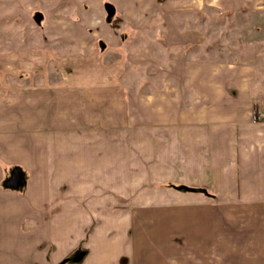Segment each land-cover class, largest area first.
I'll return each instance as SVG.
<instances>
[{"label":"crops","instance_id":"0c3cea01","mask_svg":"<svg viewBox=\"0 0 264 264\" xmlns=\"http://www.w3.org/2000/svg\"><path fill=\"white\" fill-rule=\"evenodd\" d=\"M255 12L264 0H0V264H264L258 48L231 24Z\"/></svg>","mask_w":264,"mask_h":264},{"label":"rangeland","instance_id":"374dc122","mask_svg":"<svg viewBox=\"0 0 264 264\" xmlns=\"http://www.w3.org/2000/svg\"><path fill=\"white\" fill-rule=\"evenodd\" d=\"M231 24L233 25V30L236 28L238 29L239 33L235 40L240 39V40H250L253 39L256 42L257 48H258V60H257V71H258V77H257V82L256 85L258 86L256 89L255 88V95H256V101L258 102L260 106V110L264 112V12H255L254 14H246L242 15L240 18H237L236 20L233 19L231 21ZM222 29L221 27H215L214 29H210L212 32L209 36L210 38V43L212 42V45H217L216 42L217 40V33ZM253 31V32H252ZM229 36V35H228ZM233 39V40H234ZM232 40V41H233ZM217 48V47H216ZM215 48V49H216ZM219 53L223 52L222 50L218 51ZM211 56V55H210ZM217 56H220L217 55ZM209 58V57H208ZM146 66H142V69L139 68H130L129 71L130 73H136L138 75H145L144 70ZM133 75L130 74L127 78V82L130 86H134V83L137 81L136 79L132 77ZM139 80V78H138ZM146 81V80H145ZM144 81V82H145ZM143 82V83H144ZM150 82V81H146ZM149 84V83H147ZM264 120V116L261 117V120ZM131 179H145L147 176L150 174L148 173H140L136 174V178L133 176ZM34 254L32 253L30 255V259L33 260ZM19 257V255H17Z\"/></svg>","mask_w":264,"mask_h":264},{"label":"trees","instance_id":"16d2710c","mask_svg":"<svg viewBox=\"0 0 264 264\" xmlns=\"http://www.w3.org/2000/svg\"><path fill=\"white\" fill-rule=\"evenodd\" d=\"M121 23V19H116L112 22V25L114 28H119ZM260 111H259V106L256 105L255 106V122H259L260 121ZM6 187L8 189H12V190H23L26 187V175L24 173V171L20 168H17L14 170L13 175L11 177V179L7 182ZM180 191H184V192H193V193H204V194H208V192L204 191V190H196V189H191V188H186V187H181L179 188ZM81 251L76 252L74 255H72L68 260L65 261V263H74L75 260H78L79 262L81 261V259L83 258V256L85 254H81Z\"/></svg>","mask_w":264,"mask_h":264},{"label":"water","instance_id":"95a60500","mask_svg":"<svg viewBox=\"0 0 264 264\" xmlns=\"http://www.w3.org/2000/svg\"><path fill=\"white\" fill-rule=\"evenodd\" d=\"M107 10H108V20H107V22L109 24H111L113 18L115 17L116 12H115V9L112 6H110V5L107 6ZM35 21L37 22L38 25H41V23L43 21V16L41 14H38L35 17ZM103 49H104V46H103Z\"/></svg>","mask_w":264,"mask_h":264}]
</instances>
